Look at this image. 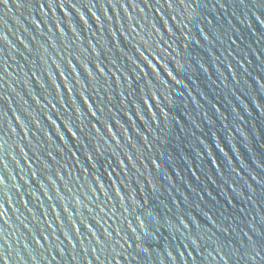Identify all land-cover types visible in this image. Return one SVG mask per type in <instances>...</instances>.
<instances>
[{
	"label": "water",
	"instance_id": "water-1",
	"mask_svg": "<svg viewBox=\"0 0 264 264\" xmlns=\"http://www.w3.org/2000/svg\"><path fill=\"white\" fill-rule=\"evenodd\" d=\"M0 264H264V0H0Z\"/></svg>",
	"mask_w": 264,
	"mask_h": 264
},
{
	"label": "snow or ice",
	"instance_id": "snow-or-ice-1",
	"mask_svg": "<svg viewBox=\"0 0 264 264\" xmlns=\"http://www.w3.org/2000/svg\"><path fill=\"white\" fill-rule=\"evenodd\" d=\"M7 2H8V0H3V3H7ZM54 2H55V0H54ZM0 259H4V257L2 255H0Z\"/></svg>",
	"mask_w": 264,
	"mask_h": 264
}]
</instances>
